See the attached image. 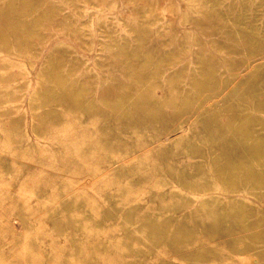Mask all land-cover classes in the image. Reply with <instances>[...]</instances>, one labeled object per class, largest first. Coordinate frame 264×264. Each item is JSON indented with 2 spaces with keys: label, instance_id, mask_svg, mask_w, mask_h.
<instances>
[{
  "label": "rangeland",
  "instance_id": "rangeland-1",
  "mask_svg": "<svg viewBox=\"0 0 264 264\" xmlns=\"http://www.w3.org/2000/svg\"><path fill=\"white\" fill-rule=\"evenodd\" d=\"M213 2L217 3V5H212L211 3ZM0 3V32L4 31L5 26L8 25V21L10 25L13 23L12 26H15L18 30L15 38L4 40L6 44L2 43V45H0V48H2L0 49V82L3 81L2 84L0 83V92H2L0 93V164H3V162L9 164L8 168L5 170H2L0 165V171L2 170L0 172V264H65L67 262L66 258L69 248L66 247H68V237L66 235V230L63 229L65 228L66 222V210L61 208V211L59 210V213L53 215L50 220L45 218V211H43V208H46L49 202L53 200L51 198V191L53 189L55 190L57 187H62L61 185H63L68 178L73 179V175L83 172L84 169L81 168L83 166V160L76 154L81 151H77L78 144H81L84 140H88V138H93L94 140L96 137V139H101L102 141L103 137H107L104 134L99 138L100 134L97 136L86 134L84 130H95L99 127L102 128V131L105 130L104 133H106L110 139H115L116 136L118 137V128H120V130L131 129L132 131L145 128V126L141 123L140 125L139 122L127 126V119L124 120V117L120 119L121 121L116 122L117 120L112 115L106 116L103 114L107 109H105V111L101 105V99L111 96L112 98L118 97V95L121 94L120 89L126 90L128 97L132 98L136 94L135 91L141 88H157V96L161 95L162 99L159 97V101L162 100V102L169 98L168 95L171 89L173 90V94L178 95V97L181 96L180 99L178 98L179 103L184 101L183 97H185V99L188 96L187 99L193 98L194 89L196 88H215L217 92L216 90H212L211 93H205L204 96H209L210 94V96H215L217 93L220 97L210 102H208L209 99L205 102L203 100V105L198 104L195 108L192 106L194 112L191 108L187 109V111L185 110V113L183 112L185 115L182 114L183 117L177 125H180L182 121V124H186V131L177 133L175 136L177 137L176 141L173 140L169 142L168 140L164 143L158 142L151 145L148 147L149 150H145L148 152L140 157L139 160H134L135 162L133 161L125 168L115 170L116 173L110 172L111 174H116L119 179L112 178L114 175L112 176L110 173L109 175H104L102 178L95 179L90 189L86 190V192L84 191L82 196L78 199L81 198L84 201L86 197L88 198L92 195L91 198L93 197V199L88 198V202L95 200L94 202L101 203L100 201L108 198L110 195L111 196L108 198L109 200L116 198L112 195L115 193L117 194V192L114 191L121 190L126 186H136L139 189H143L142 186L146 184L148 187H157L165 184L164 186L167 188L177 189L181 191V193L171 198L158 194H154L155 199L152 200L146 197L142 205L138 206V208L136 207V209L139 210L135 211L136 214L143 216L147 210L150 215L156 214L159 210L158 208H161L160 204L174 208H184L189 212H186L187 216L188 214L194 216L195 236L193 235L192 237L195 248L194 251L203 250L205 253L207 252L208 255L216 256L218 261L215 262V264H264L260 263V258L257 254L258 251L250 253L252 256L250 254L248 256V254L245 253L235 254L231 251L228 245H230L231 239L237 236L235 235L237 233V228L232 221L223 224L224 226L214 223L213 226L216 227L214 229L208 228L207 225H205V229H201L199 225L202 219L207 217L206 215H209V213L214 212L222 215L225 212H238L239 209L244 207L242 208L243 210H241L247 216L246 223L252 226L258 225V232L264 233V166L261 167V175L263 176L262 185L250 189L251 184L244 185V187L243 184H237L235 188H228L229 191L224 192L223 190H225L226 186H224L223 183H218L217 180L208 177L210 173L207 168V160L201 159V157H198L195 153V158L190 155V151L192 153L195 149V152L197 150L196 146L200 144V141L203 142L202 139L205 138V136H207V138L204 139V141L211 142V139L208 137V132L211 133L213 126H211L212 122L210 120L208 121L206 118L211 117L208 116V114L212 115L211 112L215 113L212 109L214 108L213 102L216 101L215 103H217L219 99H224V102L222 100L218 102V105L222 107L220 110L225 109L223 107H232V105H234V108L226 107V109L228 108L227 110L233 109V111H236L242 106L241 103L243 102H238L241 97L239 98L234 94L236 90L238 91L240 88L243 89L244 87V74L236 70V68H239L243 64L246 58L241 52V48L244 46L240 45L239 33L246 32L244 28L246 21L242 20L249 16L252 18L247 23V26L250 27L249 31L258 34L262 32L257 29L256 23L253 21L256 2L252 1L251 4H249V11L246 10L247 3H245V0H0ZM6 10H8V12ZM213 11H216L217 14H214ZM218 16L222 18L223 22ZM16 17L17 19H15ZM236 19H238V21L240 20V24L237 23ZM232 25L233 27H230ZM132 26L134 28H132ZM224 26L227 27V34L225 35L224 33L226 32L222 33L226 29ZM231 32H233L234 35ZM226 35L229 36V40ZM231 45L233 48L230 47ZM223 46L227 50L224 49ZM234 50L236 53L238 51H240V53L236 54ZM158 76H160V78ZM53 77L54 79H52ZM140 77H142V79ZM206 78L210 79L208 83ZM56 80H60V82H62L61 84L66 89L70 88L73 93L76 94L79 92L78 94L80 96L82 95L80 100L84 99L80 102H82L83 105H87L88 103L95 106L97 110L95 109L96 111H94L95 113H93V115L97 113L98 115L89 117L81 115V119L74 120L73 117L76 116L68 110H65L69 100L58 95V98L56 97L58 100H56V98H52L55 100L51 99L53 103L50 102L51 104L39 106L41 105L39 102H44L43 97L50 94L49 92L57 93L59 91L58 87H56ZM4 81L8 82V84ZM151 83L152 85H150ZM225 88L226 90L223 94L222 91ZM212 92L214 93L212 94ZM228 92L231 96H229ZM224 95L225 97H223ZM227 95L228 97L226 99ZM11 96L15 98L12 99ZM41 96L42 98H40ZM204 96L203 98L205 99L206 96ZM232 97L234 98L233 101ZM5 98H8V101L5 100ZM243 98H246V96L241 99L244 100ZM94 102H96V104ZM225 102L228 103L224 104ZM231 102H234V104ZM155 103V105H158L157 102ZM205 104L208 105L205 106ZM198 107H201V109ZM200 110L201 113L199 114ZM64 111L67 112L65 116ZM162 112L163 114L160 113L159 115V117L161 116V118H158L159 120L163 119L162 117H166V111L162 110ZM194 114L196 115L194 116ZM92 117L94 119H92ZM201 117L202 120L200 121ZM63 118H65V120H63ZM89 119L92 121L100 119L101 123L99 120L97 122H99L100 125L98 123L95 125L93 121V126H90V124L85 126L84 124ZM171 119L172 118H170L169 121H172ZM137 120L139 121L140 119H136V121ZM164 120L166 119L161 121ZM50 121H52V123ZM66 122L69 123L66 125ZM70 123H73V125ZM206 124L210 125L209 128H207L208 125ZM94 125L96 128H94ZM115 129L117 130L113 131ZM172 129L173 127H171V130ZM66 130L69 133H64ZM107 130L113 131V133L116 134L112 135L110 131L108 134ZM9 132H11V134ZM121 136H124V134H119V137ZM126 136L133 137L131 134H125V137ZM167 137L168 136L164 135L161 140H165ZM225 137L226 135L221 138L216 137L219 140L215 138L216 140H213L214 144L212 143L213 145H211V148L220 150L221 148H218L222 143L221 140ZM9 138H11V140L13 139V142H11ZM133 139H135V136ZM7 141L10 142L8 143ZM7 144L8 146L10 145V150ZM191 144L194 145V148L189 150L190 146H192ZM226 144H228V146L222 149H227L226 152H231L228 151L231 145L229 143ZM15 146H20V149ZM181 147L183 149H181ZM6 148L8 150H6ZM231 149L230 147V150ZM184 150H187L186 152L188 153ZM207 151V153L210 152L209 149ZM12 154L14 156H9ZM185 157L188 159H185ZM197 163L201 166L206 164L204 165L205 167L203 166L204 171L200 172L201 175H199V172V174L196 173L198 169L196 167ZM129 169L131 170L129 171ZM205 170L208 174L205 173ZM185 173L189 176L187 177ZM192 174L194 177L191 176ZM190 177L193 180H190ZM177 178H180L182 181L184 180L183 182L185 185L178 184ZM113 179L115 181H113ZM174 179L176 182H174ZM137 180H139L138 183ZM140 181L142 182L140 183ZM99 182L102 191H98ZM132 182L135 185L131 184ZM92 187L95 192L92 191ZM188 188H192V190ZM152 190H155V188L151 189V191ZM200 190L205 191L202 192ZM234 190L237 191L234 192ZM36 192H39V194ZM107 192L109 194H107ZM103 195H106L105 198ZM100 197L101 199H97ZM22 210L23 213L19 212ZM17 212L18 214L20 213V215H18ZM174 214L177 216L180 215L179 211L174 212ZM186 214L183 216L186 217ZM18 216L21 218H18ZM158 217L159 215L157 218ZM22 218H25L26 222L33 223V225H29L24 231H17V233H14L11 228L17 227L20 224V220L18 219ZM53 221L56 222L54 223ZM258 221L259 223L257 224ZM253 223L257 225H253ZM55 225H60V227ZM223 227H227V229L223 230ZM202 230L204 231L202 232ZM14 234H21V238H14ZM245 235L247 236V234ZM245 235L242 236L243 239H247ZM218 236L221 237L218 238ZM262 236L264 237V235ZM263 240L264 238L260 242L262 247H264ZM222 244L223 246H221ZM145 256L146 259H150V254H146ZM111 257L114 259L117 255H112ZM94 264H107V262H95ZM136 264H151V262L145 261Z\"/></svg>",
  "mask_w": 264,
  "mask_h": 264
},
{
  "label": "bare ground",
  "instance_id": "bare-ground-1",
  "mask_svg": "<svg viewBox=\"0 0 264 264\" xmlns=\"http://www.w3.org/2000/svg\"><path fill=\"white\" fill-rule=\"evenodd\" d=\"M252 1L256 2V4H255L256 8L254 11L255 14H254V18H253L254 20L253 21L256 23L257 29L261 30L262 32L260 34H258V33H254V32L249 31L250 27L247 26V23L250 19H252L250 16L246 17L244 20H242V21H246V25H244L246 32L245 33L235 32V33L240 34L239 35L240 45L244 46L242 48L240 47L241 52H242V54H244V57H246V58L243 61V64L239 68H236L237 71H241L242 74H244L243 75L244 76L243 77L244 78V81H243L244 87H243V89L240 88V90H238V91L236 90L234 92V94L239 98L246 96V98H243L244 100H242L241 98L238 100L239 103L243 102L244 104L241 103L242 106H240L239 109L235 108L238 111L237 110L233 111V109L232 110L231 109L227 110V109L232 108L234 105H232V107L226 106V107H228L227 109H226V107H223L225 109L220 110V108H222V107H221V105H218V102H219V100H222L224 102V99H219L217 103H215L216 101L213 102L214 108H212V109H213V112H215V113L211 112L212 115L208 114V116H211V117L207 116L208 118H206L208 121L210 120L212 122L211 126H213L211 133L208 132V137L211 139V142L210 141L207 142L206 140L204 141V139L207 138V136H205V138L202 139L203 142L200 141V144L198 146H196L197 150L194 152V150H195L194 149L192 153L190 151V155H192V157L196 156L195 154H197V156L201 157V159L203 158V159L207 160V162H208L207 168H208L209 173H210L208 175V177L213 178L214 180H217L218 183L219 182L223 183V185L226 186V188H227V189L225 188V190H223L224 192L229 191L228 188H230V189L232 187L235 188L237 184H243V187H244V185L251 184L250 189L256 188V187L263 184L262 183L263 182V179H262L263 176L261 175L262 174L261 173V171H262L261 167L264 166V0H245V3H247L246 4V6H247L246 10L247 11H249V4H251ZM211 4L217 5V3H215V2H213ZM6 11L8 12V10H6ZM133 13H135V12H133ZM213 13L217 14L216 11H213ZM29 14H30V12H29ZM31 14H32V11H31ZM49 14H51V13H49ZM13 15H14V13H13ZM6 16H8V15H6ZM23 18H24V16H23ZM218 18H220V17L218 16ZM15 19H17V17ZM220 20L223 22L222 18H220ZM216 21H217V17H216ZM236 21H237V23H239L240 20L238 21V19H236ZM5 23H7V22H5ZM12 24L10 25L9 21H8V25L5 26L4 31L0 32V45H2V43H5L4 40H10V38L16 37L18 30L16 29L15 26H12ZM230 27H233V25ZM132 28H134V27L132 26ZM225 28H226L225 31L222 32V33L226 32V33H224V35L227 34V31H226L227 27H225ZM19 29H20V27H19ZM233 30H235V29H233ZM72 32H73V30H72ZM231 33L233 34V32H231ZM71 35H73V34H71ZM228 35H226V36H228ZM223 36H221V37H223ZM229 36H228V40H229ZM138 37H140V36H138ZM225 37H224V39H225ZM41 39H42V37H41ZM232 40L234 41L233 38H232ZM25 44H24V46H25ZM237 44H238V42H237ZM232 45L230 47H232ZM162 47H164V46H162ZM0 49H2V48H0ZM28 49L32 50L31 48H28ZM224 49H226V48L224 47ZM235 50H234V52H235ZM133 52H134V50H133ZM229 52H230V50H229ZM231 52H233V51H231ZM1 53H3V52H1ZM237 53H240V51H238ZM9 55H11V54H9ZM124 55H125V53H124ZM134 60H136V59H134ZM152 62H154V61H152ZM212 67H209V68H212ZM211 70H214V69H211ZM56 72H57V69H56ZM55 74H57V73H55ZM55 74H54V76H55ZM70 77H72V76H70ZM150 77H152V76H150ZM158 77L160 78V76H158ZM44 78H45V76H44ZM140 78L142 79V77H140ZM203 78H205V77H203ZM52 79H54V77ZM208 80H210V79H207V83H208ZM8 81H9V79H8ZM2 82H0V83L2 84ZM4 82H6V81H4ZM6 83L8 84V82H6ZM61 83L62 82H60V80L57 81L56 87H58L59 91L57 90L58 91L57 93L56 92H52V93L49 92L50 94H47L45 97H43L44 102H42V101H40L41 103L39 102V104H41L39 106L51 104L50 103V102H52L51 99L56 98L58 95L61 97L63 96V97H65V99L69 100V103L67 102L68 105L66 106L67 109L65 107L64 108H65V110H68L74 116H76V117H73L74 120L81 119L80 118L81 115H84L87 117L98 115V113L93 115V113H95L94 111L97 110L95 106L88 104V103H87V105H83L82 102H80L81 100H84V99L80 100L82 95L80 96L78 94L79 92L75 94L72 92V90L70 88H69L70 90L66 89ZM196 84H199V83H196ZM223 84H225V83H223ZM150 85H152V83ZM226 85H227V83H226ZM226 85H223V86H226ZM5 86H7V85H5ZM228 87H230V86H228ZM212 90L214 91L216 89L215 88L214 89H199V88L197 89L196 88V89H194V97L193 98L190 97L191 99H187L189 97L188 96L185 99V97H183L184 101H182L180 103L178 102L179 101L178 98L180 99L181 96L178 97V95L173 94L172 89L170 90L171 92H169V95H168L169 98L167 97L168 99L166 98L167 99L166 101H164V102H162V100L159 101V99L160 98L162 99V97H161V95L157 96V88L156 89H153V88L152 89H145V88L144 89H142V88L137 89V91H135L136 94L132 98L128 97V93L126 92V90L124 91V89H120L121 94L118 95V97L116 96V98L115 97L112 98V96H111V97H106L104 99H101L102 107L104 108V110L107 109V111H108L107 112L105 110L107 113L103 112V114H105L106 116L112 115L117 120L116 122L121 121L120 119L122 117H124L123 118L124 120L127 119V126L130 124L134 125V124H136L135 122H137V123L139 122V124L140 123L143 124L145 126V128L144 129L142 128L141 130L138 129L135 131H132L131 129H124V130H120V128H118L119 130L115 129L113 131L117 130L118 137L116 136L115 139L113 138L114 140L110 139L109 136L106 133H104L105 130L104 131L101 130L102 128L98 127V129H95V130L94 129L93 130H91V129L84 130V133H86V134H91V135H95V136L100 134L99 138H101L105 134L108 138L103 137V140L101 141V139L100 140L96 139V137L93 140V138H92L93 136H92L91 137L92 139L88 138V140H84L83 142H81V144L80 143L78 144V150L77 149L76 150L77 151L81 150V151L77 152L76 154L78 155L79 158L81 157V159L83 160V166L84 167L83 166L81 167L82 169H84L83 172L80 174L77 173V174L73 175L74 176L73 179L68 178L67 181L63 185H61L62 187H60V188L57 187L55 190L53 189L51 191L52 192L51 198L53 200H51V202H49V204L46 208H43V211H45V218L46 219H50L53 215L59 213L58 211L61 208H64V210H66V212H65L66 213V215H65L66 216L65 217L66 222H65V228H63V229L66 230V235L68 237L67 238V246L68 247H66V248H69V249H68V252L66 251L68 253V255L66 258L67 262L65 264H94L95 262H102V261L107 262V264H124V263L136 264L138 262L141 263V262H145V261L151 262V264H185V263L186 264H215V262L218 261L216 259V256L208 255L207 252L205 253V251H203V250L194 251L195 248H194V244L192 242V237L194 235V230H195L194 216L192 214H188V216H187L186 212H188V211H186L184 208H181V207L174 208V207H169V206L164 205V204H160L161 208H158L159 210L156 214L150 215V213H148L149 212L148 210H147L148 212L145 211L143 216H141L140 214H136V212H135L137 210L136 207L138 208V206L142 205V203L144 202L146 197H148V199H151V200L155 199L154 194H158L161 196H169L170 198L173 196L175 197L181 193V191H179L177 189L167 188L166 186H164L165 184H163L162 186H157V187H154V186L148 187L146 184L145 186H142L143 189H139L136 186H126V187H123L122 189L120 188L121 190L114 191V192H117V194L116 193L112 194L113 197H116L113 200L108 199L111 195L108 198H105L106 195L105 196L103 195V197L106 200L105 199H103L105 201L98 200L101 203H96V202H94L95 200L88 202L87 201L88 198H91L92 195H90L88 198L86 197L87 199L86 198L84 199V201L86 200L85 202L81 198L78 199L79 197L82 196L84 191L86 192V190L90 189V186L95 179L102 178L106 174L109 175L110 172L113 173V172H115V170L125 168L128 165H130L134 160H137V159L139 160L140 157L144 156V154H146L148 152L145 150L148 149V147H150L151 145H154L155 143H158V142L164 143L165 141H168V140H169V142H172L173 140L176 141L177 137H175V136L177 135V133H179V132L183 133L186 131V127H185L186 124H182V121H181L180 125H177V123H179V121L182 119L183 115H185L184 114L185 110L187 111V109L191 108L192 111L194 112V108L198 104L203 105V103L206 100L208 101V99H209L208 102H210V101H214L215 99H218L220 97V95H218L217 93L215 96H213V95L210 96L211 94L209 96L205 95L206 97L204 96L205 93H209V92L211 93ZM225 90H226V88L223 89V91L221 90L223 94H224ZM227 91H228V89H227ZM216 92H217V90H216ZM0 93H2V92H0ZM213 93L214 92H212V94ZM45 94H46V92H45ZM101 94H102V92H101ZM219 94H220V92H219ZM235 95H234V97H235ZM42 96H44V95H42ZM42 96L40 98H42ZM203 96L205 97V99L203 98ZM229 96H231L230 93H229ZM223 97H225V95ZM227 97H228V95L226 96V99H227ZM11 98H12V96H11ZM14 98L15 97H13L12 99H14ZM57 98H56V100H58ZM230 98H228V99H230ZM9 99H10V97H9ZM5 100L8 101V98H5ZM52 100H55V99H52ZM203 100H204V102H202ZM233 100H234V98L232 97V101ZM236 100H237V98H236ZM2 102H5V101H2ZM63 102H64V100H63ZM91 102H93V101H91ZM155 102H157L158 105H155L156 104ZM228 102H225L224 104H226ZM234 102H231V103L234 104ZM94 103L96 104V102H94ZM61 104H64V103H61ZM207 105L205 104V106H207ZM192 106L194 108H192ZM38 108H40V107H38ZM198 108L201 109V107H198ZM198 108H196V109H198ZM162 110L166 111V115H165L166 117H162L163 119H166L164 121H161L163 119H161V120L158 119V118H161V116L159 117L160 113L163 114ZM203 110H204V108H203ZM189 111H191V110H189ZM207 111H208V109H207ZM48 113H50V112H48ZM66 113L67 112L64 113V116L66 115ZM187 113H190V112H187ZM200 113H201V110H200L199 114ZM196 114H194V116ZM40 115H42V114H40ZM47 116H48V114H47ZM101 117H103V116H101ZM199 117H196V118H199ZM170 118H172L171 119L172 121H169ZM192 118H193V116H192ZM204 118H205V116H204ZM44 119H45V117H44ZM92 119H94V118L92 117ZM136 119H140V120L136 121ZM195 119H193V120H195ZM63 120H65V118H63ZM99 120L100 119H98L97 121H99ZM201 120H202V117H201L200 121ZM93 121L91 119H89L84 125L87 126L90 124V126L91 125L93 126V124H92ZM97 121H94L95 125L97 123L99 124V122H97ZM204 121L205 120L203 119V122ZM50 122L52 123V121H50ZM57 122H58V120H57ZM67 123H69V122H66V125H67ZM100 123H101V120H100ZM70 124L73 125V123H70ZM70 124H69V126H70ZM117 124H119V123H117ZM206 125H208V124H206ZM209 126L210 125H208L207 128H209ZM171 127H173L172 130H171ZM94 128H96V126ZM202 130L204 131L203 128H202ZM208 130H210V129H208ZM6 131H5V133H6ZM107 131H108L107 133L109 134L110 130H107ZM113 131H110V132H112L110 134H112V135L116 134V133H113ZM65 132H68V131L66 130V131H64V133ZM9 133L11 134V132H9ZM53 133H55V132H53ZM121 133H122V135L124 134V136L119 137V134H121ZM125 134H131L133 137H130V136H129L130 138L127 136L125 137ZM164 135H166L168 137L165 140H161ZM224 135H226V137H225L226 139L224 138L221 140L222 143L220 144V147L216 145L217 147H219L218 149H220V148L221 149L220 150L212 149L211 145L214 144L213 142L216 139L223 137ZM134 136H135V139H133ZM216 137H218V138H216ZM228 138L230 141L228 140ZM9 139L11 142H13V139L12 140H11V138H9ZM181 143H183V142H181ZM226 143H229L231 145V146H229V150H228L231 152H226L227 149H225V150L222 149V148H226V146H228V144H226ZM193 144H191L192 146H190L189 150L194 148ZM7 146H8V144H7ZM15 147H17V146H15ZM15 147H14V149H15ZM19 147H17V148L20 149ZM230 147L232 148L231 150H230ZM168 148H169V146H168ZM181 149H183V148L181 147ZM208 149L210 151L209 153H207ZM6 150H8V149L6 148ZM9 150H10V147H9ZM4 152H5V149H4ZM10 153H11V151H10ZM80 153L82 156L80 155ZM186 153H188V152H186ZM183 155H184V153H183ZM9 156H14V155L12 154ZM185 156H187V155H185ZM185 159H188V158L185 157ZM198 160H200V159H198ZM205 160H203V161H205ZM197 164H196V167L198 169H197V171L195 170L196 173L203 172L204 167H205L204 165H206V164L202 163L204 167L199 165V164H198V166H199L198 167ZM0 165H1V169L5 170L8 168L9 164H7V162H3V164H0ZM135 167H137V166H135ZM189 167H190V165H189ZM123 170L125 171L126 169H123ZM130 170L131 169H129V171ZM187 170H189V169H187ZM205 173H207L206 170H205ZM186 174L187 173H185V175ZM111 175L113 176L114 174H111ZM119 175H120V173H119ZM199 175H201V173ZM186 176L188 177L189 175H186ZM191 176L194 177L193 174ZM183 177H184V175H183ZM112 178L119 179L118 176H116V174ZM107 179H109V178H107ZM184 179H185V177H184ZM177 180H178L177 181L178 184H184L185 185V183L183 182L184 180L182 181L180 178H177ZM190 180H193V179H191V177H190ZM190 180H189V182H190ZM210 180H212V179H210ZM107 181H109V180H107ZM113 181H115V180L113 179ZM138 181L139 180H137V183H138ZM141 182L142 181H140V183ZM174 182H176L175 179H174ZM131 184H133V182ZM99 185H101L100 182H99L98 186ZM133 185H135V184H133ZM100 188L101 187L99 186V190L98 189L97 190L102 191ZM153 188H155V190L151 191V189H153ZM188 189L192 190V188H188ZM205 190H207V189H205ZM205 190H200V191L203 192ZM92 191H94L93 187H92ZM235 191H237V190H234V192ZM91 192H90V194H91ZM36 193L39 194V192H36ZM107 194H109V193L107 192ZM87 195H84V196H87ZM93 195H96V194H93ZM91 199H93V197ZM97 199H101V197L97 198ZM242 208H244V207H242ZM241 209H239L238 212H235L234 211L235 209H234L233 210L234 212H232V211L231 212H225L222 215H219L220 213L218 214V213H214V212L209 213V215H206L207 217L202 219V221L199 223V225H200L201 229H205L204 228V227H206L205 225H207L208 228L214 229V228H216L213 226L214 223L215 224L217 223L218 225L221 224V226H224L223 224H226L228 221H232L234 226L237 228V233L235 234L237 236L235 238L231 237L232 239L230 238L231 242H230V245H228V246L230 247L231 251H233L235 254L236 253H239V254L245 253V254H248V256L250 253L258 251L257 254L260 258V263H264V249H263L264 247H262L260 244V242L264 238L262 236V235H264V233H260L257 230V228H258L257 224L259 223V221L257 222V224L253 223V225H257V226H252L251 224L250 225L247 224L246 223V217L247 216L242 212L243 209L242 210ZM19 210H21V209H19ZM137 211H139V210H137ZM177 211H179V213H180V215H178V216L176 214H174V212H177ZM19 212L23 213V210L19 211ZM17 214H18V212H17ZM185 214H186V217L183 216ZM18 215H20V213ZM22 215H24V214H22ZM22 215H21V217H22ZM158 215H159V217H158L159 219L157 218ZM21 217L18 216V218H21ZM195 219H196V217H195ZM18 220H20V222H19L20 224L15 228H11V229H13L14 233L15 232L17 233V231H24L28 228L29 225H33V223L26 222L25 218L18 219ZM255 222H256V220H255ZM59 223H61V222H59ZM60 225H55V226L60 227ZM261 227H263V226H261ZM222 229L223 230L227 229V227H223ZM203 231L204 230H202V232ZM206 232H209V231H206ZM211 232H212V230H211ZM222 233H225V232H222ZM204 234H205V232H204ZM245 234H247V236ZM210 235H211V233H210ZM243 235H245L247 237V239L246 238L243 239V237H242ZM13 236H14V238L15 237L21 238L20 237L21 234L20 235L14 234ZM207 237H208V235H207ZM220 237L218 236V238H220ZM215 238H217V237H215ZM213 240H214V237H213ZM208 243H210V242H208ZM210 246H211V244H210ZM221 246H223V244ZM228 246H226V247H228ZM199 247H197V248H199ZM95 252H96V254H95ZM146 254L147 255L150 254V257H149L150 259H148V258L146 259V256H145ZM112 255H114V256L117 255V257L113 259L111 257ZM240 256H242V255H240ZM46 261H47V259H46Z\"/></svg>",
  "mask_w": 264,
  "mask_h": 264
}]
</instances>
